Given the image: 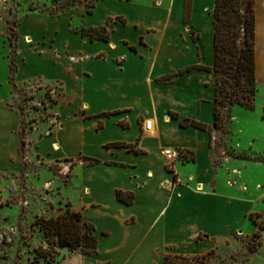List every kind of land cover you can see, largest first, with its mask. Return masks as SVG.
<instances>
[{
	"label": "crops",
	"instance_id": "1",
	"mask_svg": "<svg viewBox=\"0 0 264 264\" xmlns=\"http://www.w3.org/2000/svg\"><path fill=\"white\" fill-rule=\"evenodd\" d=\"M8 7L7 0H0V204L5 176L23 173L34 153L49 169L70 163L67 181L64 170L58 171L59 188L78 192V199L67 202L99 237L97 252L70 253L55 264H164L168 255L216 250L213 240L234 213L235 188L242 185L244 194L249 192L244 171L264 166L238 161L237 180L214 166L212 72L194 69L158 81L191 65L213 66L214 0H191L188 23L185 0H98L84 23L87 28L105 26L108 41H92L81 30L73 33L64 14L29 7L13 20ZM260 40L264 47V0H256L257 76ZM29 84L59 85L61 95L49 108L50 121L24 138L23 114L15 104L20 103L18 91ZM184 119L209 129L182 127ZM148 120L153 121L151 131L145 128ZM164 148L181 150L190 161L179 160L170 170ZM87 159L99 163L88 165ZM118 191L133 193V203L119 201ZM253 213L264 218V212L245 211L247 222ZM253 224L251 233L260 228ZM262 231V244L249 264H264Z\"/></svg>",
	"mask_w": 264,
	"mask_h": 264
},
{
	"label": "rangeland",
	"instance_id": "2",
	"mask_svg": "<svg viewBox=\"0 0 264 264\" xmlns=\"http://www.w3.org/2000/svg\"><path fill=\"white\" fill-rule=\"evenodd\" d=\"M96 2V0H7L8 10L14 15L13 20L29 7L40 9L47 14H64L63 21L73 33H80L82 27L87 28L84 17ZM34 85L29 84L22 92L18 91L20 103L15 104L23 114L21 134L24 138L39 128L41 122L50 121L53 113L49 108L61 95L59 85L47 88ZM257 88L254 110L235 106L228 122L224 121L220 128L210 129L211 159L214 166L227 169L231 175L237 176L236 180L241 172L238 161L248 160L264 166V47L261 40L258 44ZM25 164L23 173L5 176L8 184L6 190L2 192L0 204V264H55L54 262L63 256H69L70 252L67 249L61 250L55 258L52 257V253H47L48 244L36 220L41 217H55L59 211L67 209L69 197L78 199L77 191L59 188L63 183L59 179L58 171L64 170L62 178L67 181L70 163H64L65 168L61 163H55L49 169L46 162L36 158L33 153L31 162ZM235 179H231L230 182L235 183ZM243 179L249 186V192L244 194L242 185L235 188L234 213L213 240L217 244L215 251L219 256L217 262L213 264H249L262 244V237L254 236L259 228L252 233L250 231L254 229L253 223L257 226L264 225V218L253 213L249 215L253 223L247 222L244 213L264 212V188L261 187L264 185V169L259 171L252 168L244 171ZM243 188L246 190L245 184ZM96 216L93 214V217L97 218Z\"/></svg>",
	"mask_w": 264,
	"mask_h": 264
},
{
	"label": "trees",
	"instance_id": "3",
	"mask_svg": "<svg viewBox=\"0 0 264 264\" xmlns=\"http://www.w3.org/2000/svg\"><path fill=\"white\" fill-rule=\"evenodd\" d=\"M98 1V0H96ZM74 5V3H73ZM93 4L91 7H94ZM191 0H185V23L189 22ZM91 13V10H89ZM52 15L55 13H51ZM214 64L212 67L191 65L175 73L168 74L158 79L161 82H169L174 77L191 72L194 69L212 72L215 77V107L214 126L220 128L224 121L228 122L232 109L240 106L246 110H254L257 95V63H256V0H214ZM15 23L11 26V72L9 79L15 87L14 76L17 71L15 64V49L12 38L14 37ZM83 36H88L92 41L110 39L105 26L97 28H81ZM264 113V108H263ZM178 118L177 114H172ZM182 127H195L208 130L209 127L197 120L184 119ZM20 156L25 158V142L21 138ZM128 149H136L135 145H125ZM191 160H194L191 159ZM88 165L99 163L98 160L87 159ZM24 166H26L24 164ZM117 199L123 203L131 204L134 201L133 193L117 192ZM65 211H59L58 215L50 218H38L36 224L41 227L48 244L47 253L53 258L61 250L67 249L70 253L91 255L97 252L99 237L93 224L86 222L82 214L72 209L68 203ZM261 225L254 236L261 238ZM204 236H199L202 240ZM46 253V254H47ZM40 254V253H39ZM43 254V253H41ZM47 254V255H49ZM219 256L213 250L206 255L184 256L168 255L164 264H213Z\"/></svg>",
	"mask_w": 264,
	"mask_h": 264
},
{
	"label": "built area",
	"instance_id": "4",
	"mask_svg": "<svg viewBox=\"0 0 264 264\" xmlns=\"http://www.w3.org/2000/svg\"><path fill=\"white\" fill-rule=\"evenodd\" d=\"M153 127V121L148 120L145 122V128L147 131H151ZM162 154L166 160L167 167L172 170L173 165L179 160L190 161V159L184 155L181 150L173 148H164Z\"/></svg>",
	"mask_w": 264,
	"mask_h": 264
}]
</instances>
